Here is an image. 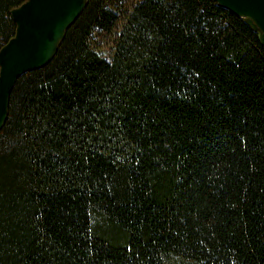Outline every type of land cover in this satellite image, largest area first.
<instances>
[{"label": "trees", "instance_id": "1", "mask_svg": "<svg viewBox=\"0 0 264 264\" xmlns=\"http://www.w3.org/2000/svg\"><path fill=\"white\" fill-rule=\"evenodd\" d=\"M0 264H264L258 31L217 0H87L10 93Z\"/></svg>", "mask_w": 264, "mask_h": 264}, {"label": "water", "instance_id": "2", "mask_svg": "<svg viewBox=\"0 0 264 264\" xmlns=\"http://www.w3.org/2000/svg\"><path fill=\"white\" fill-rule=\"evenodd\" d=\"M243 17L264 46V0H217ZM87 0H22L11 7L15 32L0 46V129L8 114L9 97L16 78L42 67L55 54L66 29Z\"/></svg>", "mask_w": 264, "mask_h": 264}, {"label": "rangeland", "instance_id": "3", "mask_svg": "<svg viewBox=\"0 0 264 264\" xmlns=\"http://www.w3.org/2000/svg\"><path fill=\"white\" fill-rule=\"evenodd\" d=\"M136 0H122L123 7H128ZM121 18L116 22L113 29L109 31L100 30L92 35V43L101 51V53L109 57L112 50V43L116 35V30L120 25Z\"/></svg>", "mask_w": 264, "mask_h": 264}]
</instances>
